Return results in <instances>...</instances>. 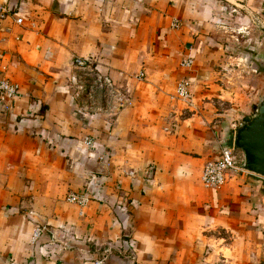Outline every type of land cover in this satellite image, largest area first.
<instances>
[{
  "label": "crops",
  "instance_id": "1",
  "mask_svg": "<svg viewBox=\"0 0 264 264\" xmlns=\"http://www.w3.org/2000/svg\"><path fill=\"white\" fill-rule=\"evenodd\" d=\"M2 2L0 77L19 91L0 105V264H264V184L200 178L237 115L212 106L225 73L210 35L227 7L264 2ZM183 77L197 89L186 110L171 98ZM69 194L85 195L81 214Z\"/></svg>",
  "mask_w": 264,
  "mask_h": 264
},
{
  "label": "rangeland",
  "instance_id": "2",
  "mask_svg": "<svg viewBox=\"0 0 264 264\" xmlns=\"http://www.w3.org/2000/svg\"><path fill=\"white\" fill-rule=\"evenodd\" d=\"M260 2L264 0H257L258 5ZM221 14L223 15L218 16L221 21L216 22V30L210 35L211 44L208 46V51L210 57L218 51L219 58L224 64L223 78L220 77L221 75L212 78L215 79L214 82L223 86V89L216 88L223 94L221 96L219 90L211 92L215 94L211 95V101L213 107L220 108V112L227 116L237 114L235 126L227 134L229 136L235 132L242 117L251 113L252 104L264 91V79L254 71L247 58L248 56L264 58V32L256 26L258 23L264 25V8L257 7L248 12L227 7ZM193 91L196 93L197 89L193 87ZM247 97L251 98L248 100ZM228 143L232 142L228 141ZM238 153L243 155L240 149ZM234 176L243 177L246 182L252 180L264 184V177L254 173L242 171Z\"/></svg>",
  "mask_w": 264,
  "mask_h": 264
},
{
  "label": "built area",
  "instance_id": "3",
  "mask_svg": "<svg viewBox=\"0 0 264 264\" xmlns=\"http://www.w3.org/2000/svg\"><path fill=\"white\" fill-rule=\"evenodd\" d=\"M7 2L0 3V17H4L8 14ZM14 22L18 25H22V17L15 18ZM171 29L179 27V22L173 19L169 23ZM193 60L190 58L184 59L180 65L183 68L189 69L192 66ZM71 64L76 69H88L92 64L90 58L73 57ZM141 78V75L138 76ZM104 82L108 83L109 80L104 78ZM71 83L76 86L78 90L87 92L88 88L79 81L78 76L71 77ZM18 84L9 78L4 76L0 77V105L3 109H7L8 103L11 102L18 94ZM87 95L90 94V90ZM119 107L124 103H127V99L123 100L121 96L116 95ZM172 100L183 105L184 110L189 109L194 105V94L191 89V82L183 77L177 81L175 91L171 96ZM85 144H90L91 140L84 141ZM243 155L238 153V149L233 145L228 147L220 146L216 156L206 160L201 168L200 178L204 187L208 189H221L227 182V180L233 175L241 173L242 171L248 172L240 167L242 163ZM251 173V172H248ZM65 200L70 203H74L79 207L78 213L81 214L83 207L85 206L86 197L84 194H69ZM49 232L46 225L36 226L33 230L31 239L36 241L42 234ZM52 237V234H51ZM91 264H105L102 259H96Z\"/></svg>",
  "mask_w": 264,
  "mask_h": 264
},
{
  "label": "water",
  "instance_id": "4",
  "mask_svg": "<svg viewBox=\"0 0 264 264\" xmlns=\"http://www.w3.org/2000/svg\"><path fill=\"white\" fill-rule=\"evenodd\" d=\"M256 26L264 32L263 24ZM230 145L243 152L242 169L264 177V91L252 104L251 113L244 115L235 132L222 141V147Z\"/></svg>",
  "mask_w": 264,
  "mask_h": 264
},
{
  "label": "flooded vegetation",
  "instance_id": "5",
  "mask_svg": "<svg viewBox=\"0 0 264 264\" xmlns=\"http://www.w3.org/2000/svg\"><path fill=\"white\" fill-rule=\"evenodd\" d=\"M248 61L254 71H256L262 78H264V58L248 56Z\"/></svg>",
  "mask_w": 264,
  "mask_h": 264
}]
</instances>
